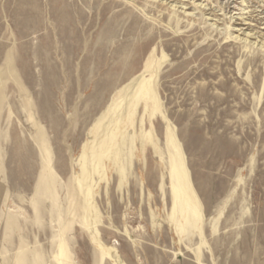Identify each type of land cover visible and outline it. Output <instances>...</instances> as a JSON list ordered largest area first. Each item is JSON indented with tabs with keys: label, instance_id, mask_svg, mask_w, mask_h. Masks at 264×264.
Returning a JSON list of instances; mask_svg holds the SVG:
<instances>
[{
	"label": "rangeland",
	"instance_id": "rangeland-1",
	"mask_svg": "<svg viewBox=\"0 0 264 264\" xmlns=\"http://www.w3.org/2000/svg\"><path fill=\"white\" fill-rule=\"evenodd\" d=\"M26 1L0 0V264H264V0H68L67 31Z\"/></svg>",
	"mask_w": 264,
	"mask_h": 264
},
{
	"label": "bare ground",
	"instance_id": "bare-ground-1",
	"mask_svg": "<svg viewBox=\"0 0 264 264\" xmlns=\"http://www.w3.org/2000/svg\"><path fill=\"white\" fill-rule=\"evenodd\" d=\"M26 1V0H25ZM30 1V0H29ZM57 2L55 3V9H56V13H57V18H58V20L59 21H62L65 25V27L63 28V31H67L68 29H70L71 28V25H72V21H73V19H74V16L71 14V7L70 6H68V3L66 2V1H68V0H63L65 3H67V4H65V5H63L62 3H61V1H59V0H56ZM27 2V1H26ZM61 3V4H60ZM38 4H39V2H37L36 1V3H35V5H36V7L38 6ZM32 5V4H31ZM187 5V4H186ZM173 7H176V5H172ZM201 6H203V3H201ZM37 8H39V6L37 7ZM180 8H183V9H185V7H180ZM57 10H58V12H57ZM184 13H186V11H184ZM36 17L38 18V17H41V12H40V10H38V12L36 13ZM29 20H31V18H27V20H26V22L27 21H29ZM63 27V26H62ZM62 29V28H61ZM238 30V29H237ZM241 30H243V28H240V31ZM70 31V30H69ZM73 31V30H72ZM71 31V32H72ZM63 33V32H62ZM245 33V30L243 31V33H241V34H238V36H241L242 34H244ZM72 34V33H71ZM256 33H251V32H249V33H246L245 34V36L243 37V39H245V41H249V39L253 36V35H255ZM263 36H264V33H263ZM73 39V38H72ZM257 39V38H256ZM70 40V39H69ZM253 45H257V47H261V48H263L264 47V42H258L257 40L255 41V42H253ZM47 153V152H46ZM64 247H62V249H63ZM59 258V257H58ZM60 259V258H59Z\"/></svg>",
	"mask_w": 264,
	"mask_h": 264
}]
</instances>
